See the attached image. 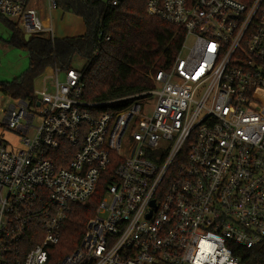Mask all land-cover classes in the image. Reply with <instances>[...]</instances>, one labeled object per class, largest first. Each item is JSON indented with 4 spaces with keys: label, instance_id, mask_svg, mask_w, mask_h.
Listing matches in <instances>:
<instances>
[{
    "label": "built area",
    "instance_id": "built-area-1",
    "mask_svg": "<svg viewBox=\"0 0 264 264\" xmlns=\"http://www.w3.org/2000/svg\"><path fill=\"white\" fill-rule=\"evenodd\" d=\"M56 8L0 0V15L52 39ZM146 9L185 32L154 88L88 102L82 69L54 64L34 104L4 110L0 134L22 147L0 138V264H241L239 247L264 242V0ZM101 185L79 245L53 262L73 205Z\"/></svg>",
    "mask_w": 264,
    "mask_h": 264
},
{
    "label": "trees",
    "instance_id": "trees-1",
    "mask_svg": "<svg viewBox=\"0 0 264 264\" xmlns=\"http://www.w3.org/2000/svg\"><path fill=\"white\" fill-rule=\"evenodd\" d=\"M58 7L82 17L83 35L51 38L34 34L26 40L18 23L2 15L10 29V45L29 53V68L10 82H1L0 91L15 100L34 104V82L48 66L72 69L75 55L86 59L82 69L83 95L88 102L101 103L154 88L153 76L173 65L185 32L147 12L148 0H57ZM118 104L103 106L114 110ZM100 189L84 203L73 205L64 224L60 242L52 246L55 262L71 253L80 243L88 221L94 216L104 194ZM241 264H264V242L251 249L239 247Z\"/></svg>",
    "mask_w": 264,
    "mask_h": 264
},
{
    "label": "rangeland",
    "instance_id": "rangeland-1",
    "mask_svg": "<svg viewBox=\"0 0 264 264\" xmlns=\"http://www.w3.org/2000/svg\"><path fill=\"white\" fill-rule=\"evenodd\" d=\"M44 12L48 15L53 25L54 36L56 37L61 38L66 36L80 35L85 32V23L82 17L77 16L74 13L65 12L60 7L54 9L51 12L44 9ZM11 20L17 23L16 18ZM10 35V29L6 27L5 23L3 22V18H0V83L13 81L15 78L21 76L30 65L29 53L23 49L10 45L7 42L10 38ZM189 44H191V41H189ZM86 63L87 61L85 58L75 55L72 62V67L74 69L80 70L85 67ZM155 99L156 97H154L153 101H155ZM15 103V99L4 95L0 91V122L4 114V110ZM39 121L40 119L37 117L35 124H38ZM0 138L7 141L11 150L22 147V144L19 142L21 136L15 137L10 131H1Z\"/></svg>",
    "mask_w": 264,
    "mask_h": 264
},
{
    "label": "crops",
    "instance_id": "crops-1",
    "mask_svg": "<svg viewBox=\"0 0 264 264\" xmlns=\"http://www.w3.org/2000/svg\"><path fill=\"white\" fill-rule=\"evenodd\" d=\"M45 16H46L45 20H49L48 15L45 14ZM19 27H20V26H19ZM20 29H21V28H20ZM21 30H22V29H21ZM22 31H23V30H22ZM85 31H86V27H85ZM23 33H24L25 35L27 34V33H25L24 31H23ZM84 33H85V32H84ZM84 33H83V34H84ZM83 34H80V35H83ZM73 36H79V35H73ZM55 37H56V36H55ZM66 37H72V36H66ZM58 38H60V37H58ZM61 38H64V37H61ZM46 69H47V68H46ZM46 69H45V71H46ZM43 73H44V72H43ZM43 73H42V74H43ZM42 74H41V75H42ZM41 75H40V76H41ZM40 76H39L38 78L35 79V82H34V89H35L36 82L39 80Z\"/></svg>",
    "mask_w": 264,
    "mask_h": 264
},
{
    "label": "water",
    "instance_id": "water-1",
    "mask_svg": "<svg viewBox=\"0 0 264 264\" xmlns=\"http://www.w3.org/2000/svg\"><path fill=\"white\" fill-rule=\"evenodd\" d=\"M31 37V34L27 33L25 35L26 40H28ZM37 105H40V102H37Z\"/></svg>",
    "mask_w": 264,
    "mask_h": 264
}]
</instances>
